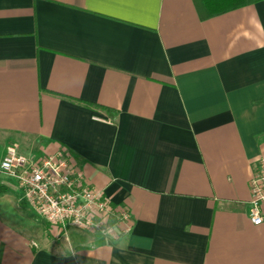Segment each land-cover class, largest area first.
<instances>
[{
    "label": "crops",
    "instance_id": "0c3cea01",
    "mask_svg": "<svg viewBox=\"0 0 264 264\" xmlns=\"http://www.w3.org/2000/svg\"><path fill=\"white\" fill-rule=\"evenodd\" d=\"M10 144L64 150L133 225L123 253L70 228L65 257L0 174V264H264V0H0V161Z\"/></svg>",
    "mask_w": 264,
    "mask_h": 264
},
{
    "label": "built area",
    "instance_id": "2783aa9c",
    "mask_svg": "<svg viewBox=\"0 0 264 264\" xmlns=\"http://www.w3.org/2000/svg\"><path fill=\"white\" fill-rule=\"evenodd\" d=\"M0 174L13 179L34 211L65 233L70 228L81 229L72 224L66 214L75 211L79 215L83 204L81 197L85 193L89 194V200L96 201V206L119 216L122 228L132 229L130 212L117 208L103 189L89 184L83 171L71 163L64 150L35 158L9 145L0 161ZM250 191L249 217L252 223L260 225L264 223V155L250 180Z\"/></svg>",
    "mask_w": 264,
    "mask_h": 264
},
{
    "label": "clouds",
    "instance_id": "9594fccd",
    "mask_svg": "<svg viewBox=\"0 0 264 264\" xmlns=\"http://www.w3.org/2000/svg\"><path fill=\"white\" fill-rule=\"evenodd\" d=\"M88 196L89 194L85 193L81 197L83 204L79 215L73 211L71 215L66 214L67 219L85 233H88V238L84 241L87 247L95 249L98 246V241H102L121 253L125 252L131 240V229L122 228L123 222L119 216H116L107 208L96 206V201L94 199L89 200ZM89 205H92V207ZM63 219L62 217L61 222H63ZM60 251L65 257H73L79 253L77 246L72 243L68 233L64 234V242Z\"/></svg>",
    "mask_w": 264,
    "mask_h": 264
},
{
    "label": "trees",
    "instance_id": "16d2710c",
    "mask_svg": "<svg viewBox=\"0 0 264 264\" xmlns=\"http://www.w3.org/2000/svg\"><path fill=\"white\" fill-rule=\"evenodd\" d=\"M251 1L252 0H196V3L202 16L209 18L248 4ZM85 103L93 106L92 103Z\"/></svg>",
    "mask_w": 264,
    "mask_h": 264
},
{
    "label": "rangeland",
    "instance_id": "374dc122",
    "mask_svg": "<svg viewBox=\"0 0 264 264\" xmlns=\"http://www.w3.org/2000/svg\"><path fill=\"white\" fill-rule=\"evenodd\" d=\"M10 145H13V144H10ZM9 146V145H8ZM7 146V147H8ZM7 149V148H6ZM5 189H3V187H0V194H4ZM14 190L16 191V193H18V195L20 196L21 195V192L15 187ZM19 191V192H18Z\"/></svg>",
    "mask_w": 264,
    "mask_h": 264
}]
</instances>
